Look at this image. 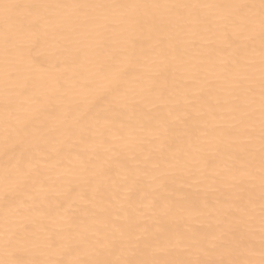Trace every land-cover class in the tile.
<instances>
[{
    "label": "bare ground",
    "instance_id": "1",
    "mask_svg": "<svg viewBox=\"0 0 264 264\" xmlns=\"http://www.w3.org/2000/svg\"><path fill=\"white\" fill-rule=\"evenodd\" d=\"M0 264H264L262 0H0Z\"/></svg>",
    "mask_w": 264,
    "mask_h": 264
},
{
    "label": "snow or ice",
    "instance_id": "2",
    "mask_svg": "<svg viewBox=\"0 0 264 264\" xmlns=\"http://www.w3.org/2000/svg\"><path fill=\"white\" fill-rule=\"evenodd\" d=\"M262 3H264V0H262Z\"/></svg>",
    "mask_w": 264,
    "mask_h": 264
}]
</instances>
